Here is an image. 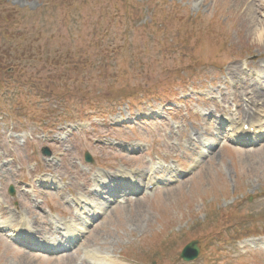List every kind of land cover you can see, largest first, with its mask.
<instances>
[{"label":"rangeland","instance_id":"obj_1","mask_svg":"<svg viewBox=\"0 0 264 264\" xmlns=\"http://www.w3.org/2000/svg\"><path fill=\"white\" fill-rule=\"evenodd\" d=\"M152 7L156 9L154 15ZM134 8L137 13L132 10ZM174 8L180 14L175 11L176 13L173 12L167 17L162 11ZM188 16L195 26L191 29L206 28L209 24L212 29H216L212 20L210 21L212 16L216 23L223 24L225 37L222 40L217 37L196 42L184 54V48L179 51L164 49L168 39L170 43L178 44L175 43L178 41L170 39L173 35H178V27ZM173 17L175 18L172 19ZM0 18H8V22L0 24L3 34L0 36V64L3 63L0 76L7 77V72L23 82L36 83L35 85L42 82L38 87L44 85L47 91L52 89L51 86H56L61 91L60 86L66 80V86L72 87L70 95L76 96H72L69 111H64L63 114L71 115L75 120L86 121L87 124L91 123L88 130L82 133V140L78 138L76 142L66 146L60 163L64 168L58 169L65 179L71 181L68 189L70 192L83 190L84 175L80 174L71 160L78 158L81 161L84 150L92 153L98 160L97 165L104 162L107 167L113 168L119 165L121 157L128 167L142 166V158H128L117 151L93 146L87 136L138 138L148 144V151L154 150L161 158H171L173 153L181 151L178 149L179 144L175 142L182 139L188 148L193 149V144H198V140H204L211 133L212 128L209 129L203 120L194 117L189 107L187 116L183 119L174 116L180 127L170 136L163 135L162 130L160 133L149 134L140 126L120 131L105 126L106 119L123 117L127 110L133 115L134 106H144L143 101H137L128 108L110 105L109 109L103 108L99 111L104 117L94 114L91 119L87 114L80 115V99L87 98L86 96L95 97L98 93L112 88V83H116L114 76L131 79L132 85H146L145 88H149L157 83L161 68L169 71L167 75L171 72L178 75L179 71L182 75H187L189 84L193 83V90L188 93L186 88L180 91L184 87L172 86V91L166 96L170 101L173 98L180 100L188 93L189 97L185 100L188 99L192 109L208 104L217 105L219 102H222L220 107L226 108L224 105L229 106L228 102L232 100L239 102L240 97L248 98L252 92L250 89H254L250 80L243 83L238 77L227 75V72L231 68L240 71L239 67L243 62L252 69L259 68L260 63L264 65V0H126L121 4H116L115 0H0ZM16 20L19 23L12 29L15 36L5 35L7 24ZM153 23L165 27L166 34L162 31L156 33L155 29L146 31L150 27L154 28ZM147 41H150L149 45ZM153 42L157 46L156 43L152 45ZM222 43L226 44L225 52L220 50ZM77 48L80 49L76 51ZM30 51V55L35 53L38 59L29 57L25 60ZM15 53L20 57H12ZM132 61L149 64L153 74H148V77L133 76L128 69ZM12 62L16 67L7 69L6 65ZM69 66L82 70L77 75ZM218 66L221 67L217 68ZM123 69L126 72L123 75L118 74ZM257 70L244 74L240 72L247 77ZM144 77L147 79L144 80ZM100 82H106L102 90ZM225 82L230 84L225 85ZM8 83L10 85L2 84L4 88H10L0 98L14 107L11 110L29 106L31 99L26 93L30 95V89L17 87L11 81ZM115 87L114 89L126 90L130 86L118 84ZM16 88L23 91L21 104L16 102L20 99L14 93L18 90ZM194 91H206L209 97H215V101L203 96L195 100L192 98L195 96ZM233 91L237 97L231 94ZM217 92L221 96H216ZM109 93L106 91V95ZM148 98L149 96L139 95L141 100ZM162 98L166 99L164 96ZM35 104L33 109H44V114L40 115L36 111L32 113L30 108L28 117L13 118L19 129L35 133L44 131L43 120L48 119L45 113L53 109L55 104L46 98H40ZM4 117L7 118L0 115V152L13 157L14 163L9 167H0V175L5 183L10 184L13 175L30 174L33 161L41 162L42 157L38 152L39 142L31 141L24 145L20 143L16 147L6 145L5 134L10 119L5 121ZM164 127L166 126L162 128ZM178 132L180 136L177 135ZM190 137L195 141L191 142ZM23 140L21 138L20 141ZM60 147L58 150H62ZM103 154L105 160L102 158ZM187 155L189 153L186 152L177 156L184 160L182 166L191 158L189 156L186 159ZM16 166L21 167L22 171L17 172ZM5 187L1 200L4 205L8 202L12 206L11 202L16 198L11 200ZM65 195L66 192L62 190L49 193L44 198L46 200L43 206H39L37 210L27 201H21L16 205V212L28 216L30 228L37 236H57V230L52 228L41 210L50 207L63 216L70 215L69 207H65ZM4 214H7L5 209ZM220 216L232 225H237L235 230L240 233L253 228L256 232L264 229V142L256 149H240L227 145L218 149L216 147L198 172L187 181L172 188L157 190L152 195L136 198L110 210L74 253L57 258H48L40 253H24L8 244L0 235V264H89L80 258V250L105 254L111 264H206L210 260L216 264H264V254L252 249L243 251L234 241L216 246L218 253L215 255L209 252L207 257L202 256L188 263L179 260V246L191 239L198 240L200 245V235H209L215 231ZM10 218L12 222H16L18 216L14 214ZM163 236L164 243L161 244L158 241ZM258 236L262 238L261 235ZM202 240L204 246L207 238ZM157 245H161L159 250L156 249Z\"/></svg>","mask_w":264,"mask_h":264},{"label":"trees","instance_id":"obj_2","mask_svg":"<svg viewBox=\"0 0 264 264\" xmlns=\"http://www.w3.org/2000/svg\"><path fill=\"white\" fill-rule=\"evenodd\" d=\"M175 17H173L172 19H174ZM181 28H183V27H181ZM193 32L192 31H190L189 29L188 30H186L184 33H183V37H185V38H190V36H191V34H192ZM183 39V38H182ZM181 39V40H182ZM188 39H185L184 40V42H188ZM93 45V44H92ZM68 62H70L69 60H68ZM137 65H139L138 63H137ZM81 66V65H80ZM85 66V65H84ZM82 68H83V66H82ZM134 70V69H133ZM136 71H137V69H136ZM126 72V71H125ZM0 81H2V79H0ZM129 81H130V83L132 84V80L131 79H129ZM124 86H130L129 85V83L128 82H125L124 83ZM138 87V86H137Z\"/></svg>","mask_w":264,"mask_h":264},{"label":"bare ground","instance_id":"obj_3","mask_svg":"<svg viewBox=\"0 0 264 264\" xmlns=\"http://www.w3.org/2000/svg\"><path fill=\"white\" fill-rule=\"evenodd\" d=\"M259 37V36H258ZM227 75L229 76H236V75H239V72L237 70H235V68H231L228 72H227ZM255 95L259 98H264V92H260V91H257L255 92Z\"/></svg>","mask_w":264,"mask_h":264},{"label":"water","instance_id":"obj_4","mask_svg":"<svg viewBox=\"0 0 264 264\" xmlns=\"http://www.w3.org/2000/svg\"><path fill=\"white\" fill-rule=\"evenodd\" d=\"M192 249V246L191 245H188L186 246L185 248V251L182 253V256L185 258V259H189L190 256L187 255V253Z\"/></svg>","mask_w":264,"mask_h":264}]
</instances>
